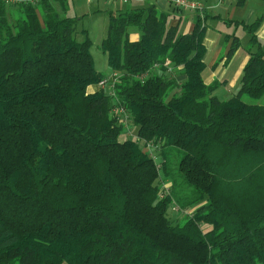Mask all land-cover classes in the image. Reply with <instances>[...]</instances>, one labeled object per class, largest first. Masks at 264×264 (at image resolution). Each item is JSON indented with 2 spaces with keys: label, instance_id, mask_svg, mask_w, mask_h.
Instances as JSON below:
<instances>
[{
  "label": "trees",
  "instance_id": "16d2710c",
  "mask_svg": "<svg viewBox=\"0 0 264 264\" xmlns=\"http://www.w3.org/2000/svg\"><path fill=\"white\" fill-rule=\"evenodd\" d=\"M57 2L0 0V264H264L261 18L222 100L203 78L205 11L189 33L155 2L111 11L101 48L139 137L121 139L112 97L89 90L104 79L91 39ZM227 37L230 57L240 41ZM143 141L160 144L164 198ZM173 203L192 214L171 220Z\"/></svg>",
  "mask_w": 264,
  "mask_h": 264
},
{
  "label": "crops",
  "instance_id": "0c3cea01",
  "mask_svg": "<svg viewBox=\"0 0 264 264\" xmlns=\"http://www.w3.org/2000/svg\"><path fill=\"white\" fill-rule=\"evenodd\" d=\"M67 1L68 6L64 10L58 2L56 3V7L62 15L69 13L70 0ZM131 1L117 0L116 3L111 2L112 6L108 11L109 13L111 11L120 12L130 8L146 7L154 2L158 4L159 2L156 0H133L135 5L132 6ZM199 1L208 15L207 30L204 37L206 68L203 72V78L206 84L215 85L213 94L222 100L230 99L240 90L243 68L250 58L248 47L250 46L249 41L252 34L248 27L260 18V22L254 29L259 44H256L253 50L257 49L258 46L264 50V0H244L243 3H239L238 0ZM118 4H129V6L126 9H120L119 7L116 10L117 7L115 6ZM158 6L160 12L170 13V25H178L181 33H189L193 30L194 18L197 12L194 11L195 15L185 17L183 13L190 11H179L173 8L170 3H162ZM241 28L242 31H240ZM228 35L231 37L236 36L240 41V46L230 57H228V52L232 41L227 40ZM139 37L140 33L138 31H130L131 40H137ZM178 74L180 75L179 80L183 81L185 76ZM98 89V85L89 87L91 92ZM259 103H264V99L260 100Z\"/></svg>",
  "mask_w": 264,
  "mask_h": 264
},
{
  "label": "rangeland",
  "instance_id": "374dc122",
  "mask_svg": "<svg viewBox=\"0 0 264 264\" xmlns=\"http://www.w3.org/2000/svg\"><path fill=\"white\" fill-rule=\"evenodd\" d=\"M111 2L116 3L117 1L113 0H70V10L67 13L70 16H77L79 18L78 21V33L77 38L79 40H83L86 37V34L82 32L83 30L86 31L88 37L91 39V53L94 58V64L96 69L103 74L104 79H108L112 76L113 71L108 65L107 56L103 52L101 48V42L104 38L107 37L108 34V19H109V9L112 6ZM132 2V3H131ZM130 3L135 5V2L132 0ZM129 3V4H130ZM128 5L125 4H118L115 7L116 10L120 7V9H126ZM174 8V6H173ZM171 9V8H170ZM115 10V9H114ZM172 11V9H171ZM186 16L195 15V12H185L183 13ZM65 15V14H64ZM137 31V29L133 28L130 30ZM242 31V28L240 29ZM206 75V72H205ZM177 81H180V75L176 74ZM248 99V97H246ZM129 130L132 131V135L135 132V126L131 122L129 125ZM127 131L126 135H122V138H128L131 136ZM156 154L158 155V160H161L160 151H157ZM167 215L173 221L182 218V213L176 212L175 210L170 207L167 211Z\"/></svg>",
  "mask_w": 264,
  "mask_h": 264
},
{
  "label": "built area",
  "instance_id": "2783aa9c",
  "mask_svg": "<svg viewBox=\"0 0 264 264\" xmlns=\"http://www.w3.org/2000/svg\"><path fill=\"white\" fill-rule=\"evenodd\" d=\"M8 5H16V4H22V3H38L40 0H3ZM117 1V0H113ZM124 2H128L129 0H123ZM156 1H165L166 3H170L174 6L175 9L179 11H190V12H197L203 15L204 8L199 0H156ZM163 65L167 68L168 72L174 77L175 79L177 76L175 73H173V65L170 60H166ZM160 64L155 63L154 68H159ZM150 72L143 73L140 77L142 79L146 78ZM119 78L118 72H113L112 76L108 79H103L99 84V89L104 90L107 94H109L110 97H112V101L114 103L111 114L113 117L116 118L117 123L122 125L125 129V132L127 131L130 135H132V131L129 129V125L131 124V118L130 114L127 111V109L120 103L117 93H116V83ZM131 138L138 139L137 132L135 130L134 134L131 136ZM160 144L153 142V141H143L142 147L143 150L155 161L158 172H159V198H164L171 193V187H172V181L166 177L163 176L162 172V159L158 160V155L156 154L157 151H160ZM172 209L176 212H180L182 214H192V210H182L176 203H173L171 205Z\"/></svg>",
  "mask_w": 264,
  "mask_h": 264
},
{
  "label": "water",
  "instance_id": "95a60500",
  "mask_svg": "<svg viewBox=\"0 0 264 264\" xmlns=\"http://www.w3.org/2000/svg\"><path fill=\"white\" fill-rule=\"evenodd\" d=\"M162 3H166L165 1H159L158 5H162Z\"/></svg>",
  "mask_w": 264,
  "mask_h": 264
}]
</instances>
